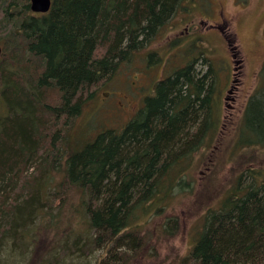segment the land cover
I'll return each mask as SVG.
<instances>
[{"label":"trees","instance_id":"16d2710c","mask_svg":"<svg viewBox=\"0 0 264 264\" xmlns=\"http://www.w3.org/2000/svg\"><path fill=\"white\" fill-rule=\"evenodd\" d=\"M182 1L54 0L43 15L31 11L30 0H0V243L20 236L38 252L49 246L30 264H53L54 252L86 245V233L62 228L58 215L42 226L55 230L51 243H38L32 226L48 219L41 199L56 188L50 161L64 160L56 186L67 183L80 193L75 211L93 234L91 246L105 249V262L121 258L114 254L121 248L141 249L142 215L188 186L187 165L219 122L213 68L197 71L195 58L158 82L120 133L105 132L81 148L58 145L96 88L147 47ZM36 168L38 174L26 176ZM257 177L205 214L182 264H264V181ZM175 222L166 220L165 232Z\"/></svg>","mask_w":264,"mask_h":264},{"label":"rangeland","instance_id":"374dc122","mask_svg":"<svg viewBox=\"0 0 264 264\" xmlns=\"http://www.w3.org/2000/svg\"><path fill=\"white\" fill-rule=\"evenodd\" d=\"M185 4L144 50L96 88L94 98L84 103L72 127L63 128L58 145L81 148L106 128H122L143 107L145 98L154 94L158 82L195 58L197 71L205 74L213 68L210 75L216 84L220 120L185 168L188 186L173 198L156 202L142 215L141 249L121 248L114 253L121 258L105 262V249L91 246L93 234L86 231V220L75 211L81 204L80 193L67 183L62 189L56 186L63 182V173L52 172L56 178L51 183L56 188L41 199L42 204H48V219H38L32 226L38 229V243L43 246L46 239L49 243L53 239L55 230L42 227L51 215L64 219L62 228L69 224L74 235L86 233L84 247L54 252L53 264H182L203 231L205 214L219 209L236 189L253 183L248 175L251 169L260 172L259 182L264 181V0H190ZM150 52L155 56L148 59ZM246 143L251 144L246 147ZM37 172V168L31 169L26 176ZM158 207L162 209L157 211ZM168 219L176 222L165 232ZM19 238L2 240L0 264H30L49 247L38 252L39 246ZM122 251H127L126 255Z\"/></svg>","mask_w":264,"mask_h":264},{"label":"bare ground","instance_id":"6f19581e","mask_svg":"<svg viewBox=\"0 0 264 264\" xmlns=\"http://www.w3.org/2000/svg\"><path fill=\"white\" fill-rule=\"evenodd\" d=\"M188 1H190V0H184V1H182V3H181V6L177 9V11H176V13L174 14L175 16L178 14V13H180L184 8H186V4L185 3H187ZM192 1H194V0H192ZM31 4H32V1L30 0V9H31V11L34 13V14H46V12H34L33 10H32V8H31ZM53 5H54V0H52V5H51V9H50V11L52 10V8H53ZM191 6V5H190ZM190 6H188L187 8L189 9L190 8ZM49 11V12H50ZM49 12H47V13H49ZM174 16V17H175ZM174 17H173V19H174ZM172 19V20H173ZM171 20V21H172ZM170 21V22H171ZM169 22V23H170ZM168 23V24H169ZM167 24V25H168ZM162 30V29H161ZM160 30V31H161ZM0 47H1V49H2V52H1V54H0V57L2 56V53H3V48H2V46L0 45ZM151 96H153V95H151ZM151 96H148V97H151ZM147 98V97H146ZM146 98H145V100H146ZM216 98L214 97V109H218L217 107H216ZM145 103V102H144ZM144 106V105H143ZM142 108H140L136 113H135V115L131 118V120L139 113V111L141 110ZM218 117H219V120H220V115L218 114ZM130 120V121H131ZM218 120V121H219ZM130 121H128L127 123H126V125L130 122ZM126 125H124L122 128H106V129H104V130H102V131H100L99 133H97V135H96V137H93L90 141L92 142L94 139H96L100 134H103V133H105V132H108V131H113V132H117V133H120L125 127H126ZM117 129V130H116ZM67 135H66V133H65V135H64V137H66ZM87 143H89V141L88 142H86L85 144H87ZM251 143H246L245 145H246V147H248L249 145H250ZM64 167V160L63 159H58L57 161L55 160L54 162H49V164H48V169H50V170H52L56 175H59V174H61L62 175V173H63V168ZM250 173L248 174L249 175V177H252V178H255L260 172L259 171H254L253 169H251V171H249ZM49 175H51V176H54L53 174H52V172H50L49 173ZM64 175V174H63ZM254 180V179H253ZM254 182V181H253ZM251 184H253V183H251ZM246 187H247V185H246ZM245 187V188H246ZM74 188V187H73ZM75 189V188H74ZM239 189H244V188H239ZM232 193H230L229 195H231ZM228 195V196H229ZM150 217H151V215H150ZM133 228V227H132ZM138 228V226H136L134 229H137ZM199 238V237H198ZM198 238H197V240H196V242L198 241ZM196 242H195V244H196ZM194 244V245H195ZM193 245V246H194ZM193 248V247H192ZM191 248V249H192ZM190 249V250H191ZM190 252V251H189ZM189 254V253H188Z\"/></svg>","mask_w":264,"mask_h":264},{"label":"water","instance_id":"95a60500","mask_svg":"<svg viewBox=\"0 0 264 264\" xmlns=\"http://www.w3.org/2000/svg\"><path fill=\"white\" fill-rule=\"evenodd\" d=\"M31 8L34 12H49L52 5V0H31ZM2 49L0 47V54Z\"/></svg>","mask_w":264,"mask_h":264}]
</instances>
